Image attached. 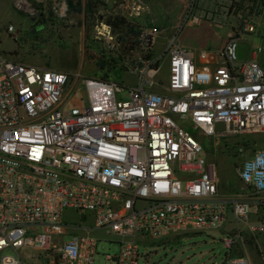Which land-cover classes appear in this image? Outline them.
<instances>
[{
    "label": "built area",
    "instance_id": "1",
    "mask_svg": "<svg viewBox=\"0 0 264 264\" xmlns=\"http://www.w3.org/2000/svg\"><path fill=\"white\" fill-rule=\"evenodd\" d=\"M221 2L246 11L241 30L257 31L250 18L264 11V0ZM68 10V0L55 2L59 17ZM239 34L199 50L170 41L162 90L152 88L160 73L153 58L139 84L124 86L14 61L0 50V264H24L25 247L47 252L52 264H98L93 229L122 237L104 264H139L141 241L229 223L223 241L243 254L225 264H252L246 237L264 235V46L242 58ZM159 37L142 27L141 47L150 52ZM81 83L85 107L66 108ZM232 134L263 139L237 165L240 185L227 192L200 136ZM68 209L80 223L65 221Z\"/></svg>",
    "mask_w": 264,
    "mask_h": 264
},
{
    "label": "rangeland",
    "instance_id": "2",
    "mask_svg": "<svg viewBox=\"0 0 264 264\" xmlns=\"http://www.w3.org/2000/svg\"><path fill=\"white\" fill-rule=\"evenodd\" d=\"M18 1L0 0V50L11 60L80 72L86 77L109 76L124 86L140 83L145 73L144 61L151 54L156 60L154 64L160 66L152 88L162 90L160 84L168 78V50L173 39L193 50L217 48L225 43L229 33L240 31L239 55L242 58L264 46V11L250 18L257 26L256 32L243 31L246 11L235 5L225 6L221 0H205L198 7H193L191 0H81V12L72 11L68 0L69 10L64 17L54 12L55 2L64 0H23L31 9L18 6ZM72 1L77 4L79 0ZM34 7L39 11H33ZM40 11L45 13L41 21L37 20ZM192 15L201 18L194 22ZM145 26L160 32L150 52L144 51L139 39L141 28ZM69 97L66 108L85 107L84 84L81 83ZM218 127V131L223 129L221 124ZM187 128L194 132L191 126ZM253 135L232 134L226 139L200 136L208 146V159L217 165L223 190L232 192L240 185L237 165L262 146L261 136ZM225 143L233 145L234 150L229 152ZM237 147H240L239 154L233 157L231 153H237ZM80 220L74 210H66L65 221L80 223ZM239 226L243 227L244 223L240 222ZM230 227L229 223L224 228L141 241L139 264H225L229 256L243 254L242 249L236 248L235 252H230L223 241ZM91 233L98 238V264L105 263V254L119 252L122 237L107 229H93ZM68 238L70 234L64 236ZM248 239L246 237V246L252 264H264V252L263 255L257 253ZM5 252L16 254L13 250ZM1 255L0 252V259ZM20 256L24 264L54 263L51 255L39 248H22Z\"/></svg>",
    "mask_w": 264,
    "mask_h": 264
},
{
    "label": "trees",
    "instance_id": "3",
    "mask_svg": "<svg viewBox=\"0 0 264 264\" xmlns=\"http://www.w3.org/2000/svg\"><path fill=\"white\" fill-rule=\"evenodd\" d=\"M69 5H70V9H72V11L74 10L75 12H81L82 11V2H81V0H79L78 1V3L77 4H75L74 3V1H72V0H70V2H69ZM238 7H240V6H238ZM42 11H43V8H40ZM43 16H45V13L44 12H42V13H40V15H39V17H38V19L37 20H42L43 19ZM148 58H146V59H149V58H152V55L151 54H149L148 56H147ZM104 64H102V66H103ZM105 78H109V76H106ZM253 135V134H252ZM256 134H254L253 136H255ZM259 136H261V135H259ZM262 139H263V137L261 136L260 138H259V140L260 141H262ZM253 141H258V140H254L253 139ZM205 148H206V150L208 149V146H205ZM225 148L229 151V152H231V151H233L234 150V146L233 145H230V144H228V143H225ZM239 148L240 147H237V153H236V151H235V153H231V155L233 156V157H237L238 156V154H239V152H238V150H239ZM228 152V153H229ZM255 239L254 238H251V239H248V242H250V244H254V245H256V241H254Z\"/></svg>",
    "mask_w": 264,
    "mask_h": 264
},
{
    "label": "crops",
    "instance_id": "4",
    "mask_svg": "<svg viewBox=\"0 0 264 264\" xmlns=\"http://www.w3.org/2000/svg\"><path fill=\"white\" fill-rule=\"evenodd\" d=\"M254 241H256V245H255V249H256V252L259 253V252H264V235L263 234H260L256 237H254Z\"/></svg>",
    "mask_w": 264,
    "mask_h": 264
},
{
    "label": "bare ground",
    "instance_id": "5",
    "mask_svg": "<svg viewBox=\"0 0 264 264\" xmlns=\"http://www.w3.org/2000/svg\"><path fill=\"white\" fill-rule=\"evenodd\" d=\"M105 30V29H104Z\"/></svg>",
    "mask_w": 264,
    "mask_h": 264
}]
</instances>
